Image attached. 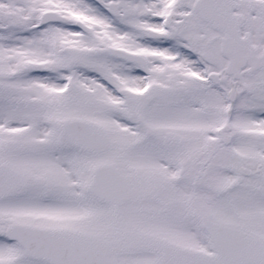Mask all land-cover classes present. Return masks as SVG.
Instances as JSON below:
<instances>
[{"label": "rangeland", "instance_id": "obj_1", "mask_svg": "<svg viewBox=\"0 0 264 264\" xmlns=\"http://www.w3.org/2000/svg\"><path fill=\"white\" fill-rule=\"evenodd\" d=\"M112 2L124 4L117 16L109 12ZM195 2L0 0V163L11 166L29 181L27 188L0 201V264H51L31 258L5 234L10 224L50 223L48 214L53 219L52 204L45 202L49 200V184L73 181L76 174L71 170H78L69 162L86 155L63 132V125L74 119L92 121L112 136L111 150L90 156L94 161H114L124 169H136L146 161L144 167L158 176L165 186L164 193L174 187L182 193L183 184H198L186 189L185 196L195 192L204 205L210 201L217 219L252 216L255 204L263 209L264 185L259 188L255 184H264V177L241 180L235 171L238 153L228 151L217 133L227 121L231 84H223V91L209 81V74H220L227 63L225 58L222 65L208 63L205 53L219 50L218 43L209 44V38L217 32L195 15ZM46 10L57 11L64 22L41 26L39 17ZM76 21L88 25L90 32L77 28ZM252 29L256 30V23ZM257 30L263 34L264 24L260 23ZM259 39V43L255 40L257 46L264 48V36ZM107 46L146 55L149 63L142 68L149 75L137 72L127 76L130 66L115 64L105 53ZM28 62L53 70L32 73L24 70ZM261 79L264 70L244 79L249 89L243 93L240 88L231 119L234 148H242L240 155L248 163L264 160V135L261 138L257 134L264 127L258 122V117L264 118ZM71 83L79 87L78 97L70 94ZM149 83L162 91L140 101ZM177 87L183 91H165ZM55 153L61 156H53ZM162 157L168 163L162 162ZM91 169L84 168L80 180L84 176L89 179ZM231 184H248L244 188L248 197L245 204L239 201V186L232 189ZM91 204L96 206L94 212L101 213L103 208L118 219L131 209L135 215L143 213L137 204H124L119 209ZM161 205L154 202L150 210L144 211L158 218ZM169 207L170 216L163 212L154 219L153 227L171 228L177 242L185 244L179 231L189 223L184 219L186 213L189 215L188 207L182 200ZM72 208L77 210L79 206L73 204ZM261 219L256 222L263 223ZM197 230L198 248L211 251L200 225ZM119 259L120 264H144L154 255L140 247Z\"/></svg>", "mask_w": 264, "mask_h": 264}, {"label": "water", "instance_id": "obj_2", "mask_svg": "<svg viewBox=\"0 0 264 264\" xmlns=\"http://www.w3.org/2000/svg\"><path fill=\"white\" fill-rule=\"evenodd\" d=\"M208 2L213 11L215 24L226 33L222 50L226 56L230 57L227 72L240 79L242 77L240 71L248 58L241 59L238 48L245 47L251 52V57L256 55L257 49L252 43L251 36L247 35L246 38L241 39L242 17L232 13L234 5L231 0H200L199 5L203 7ZM110 6L111 11L117 13L121 4L114 3ZM220 8L224 10L221 11ZM62 20V17L54 11L44 12L40 18L42 24ZM77 25L88 31V27L81 22H77ZM106 51L131 62L139 59L138 55L123 49L108 47ZM255 67H252L250 71L256 69ZM26 68L40 69L33 63L27 64ZM215 77V75H211L210 79L221 83V80ZM236 86L235 82L228 97L232 106L238 98ZM71 90L72 92L77 91L75 85ZM179 90V88L169 89V91ZM155 94L156 90H153L147 96L152 97ZM232 114L233 108L229 110L226 124L218 130L222 141L228 146H232L233 139L230 123ZM64 131L73 142L90 150L103 147L106 139L105 132L101 127L84 120H73L66 123ZM241 162L240 172L245 175L250 176L264 172L263 163L259 162L250 166L244 160ZM101 181H118V183L97 184ZM94 182L93 191L104 199L109 198L115 205L145 197L147 195L146 184L139 183H154L152 178L143 174L124 175L108 166H103L95 171ZM27 183L24 177L19 176L6 165H0V200L12 195ZM155 190L154 184H151L150 191L154 192ZM200 216L202 226L212 240L214 253H204L158 241L152 244L153 249L160 256V261L157 264H264V239L240 228L215 223L207 215ZM8 237L18 240L29 256L46 259L54 264H110L107 259L108 254L123 248H135L137 244V239L126 232H121L115 238L106 240L77 231L47 230L23 226H11Z\"/></svg>", "mask_w": 264, "mask_h": 264}, {"label": "flooded vegetation", "instance_id": "obj_3", "mask_svg": "<svg viewBox=\"0 0 264 264\" xmlns=\"http://www.w3.org/2000/svg\"><path fill=\"white\" fill-rule=\"evenodd\" d=\"M197 1L198 0H196V2ZM234 1L236 3V6H234L233 12L243 17V23L241 26V39L246 38L247 34H249V36L253 38L254 44L256 45V49L258 51L257 55L260 57L262 61L264 60V48L258 47L255 40L257 41V43H259L258 42L260 40L259 38L262 35L264 36V33L262 34L261 31L258 32L257 30V27L260 26V23L264 24V0H234ZM196 2L194 4L195 15L197 17L199 15L202 20L206 21L209 24V26L217 32V34H213L211 38H209V44L210 46H212L213 44L218 43L219 50H216L215 52H213L210 49L208 53H205V55L207 54V57H209L208 63L210 65H213L215 62H219L222 65L224 63L223 61L224 57L221 53V46H222L223 38L225 37V33L215 24L214 21L210 19V14H212L211 13L212 9H211L210 4H206L207 10H205V8L203 9L198 8ZM220 10L223 11L224 9L220 8ZM194 23L197 24L196 21H194ZM254 23H256V30L252 29ZM206 38H207V35H206ZM115 47L126 49L121 46H115ZM130 52L137 53L135 51H130ZM137 54L140 55L141 57L139 60H137L138 62L135 61L136 63L134 62L130 63L126 60H121L115 57H111V59L113 60L115 64L122 63V64H125L126 66H130V68H128L129 73L127 74V76L129 77H131L133 74L136 75L137 72L140 74L144 73L145 76H148L149 75L148 71L142 67H146L148 65L149 58L144 54H141V53H137ZM246 54H247L246 52H243V55L246 56ZM228 60L229 59L226 58V63H228ZM255 66H257V64L254 65L253 63H250L247 60L245 67L241 70V73H243L242 74L243 81L247 77L258 73V71L264 70V65L260 63V67L255 72H252V73L249 72L250 71L249 69ZM224 69L225 67H223V70L219 74L218 80H222L224 81V83L232 82L231 79L228 80V78L225 76ZM128 81L130 82V80ZM260 83H261V86L264 87V79H261L259 81V84ZM247 86H248V83H247ZM238 87L242 89L243 86L240 84ZM151 89H157L156 96L160 94L162 91V89L159 86L154 85L153 87L152 83H149L148 87L145 88V90L146 92H149ZM248 89H249V86L247 88V91ZM141 97H142V94L139 96V99ZM80 120H85V119H80ZM263 120H264L263 117L261 116L258 117V122L260 124H264ZM103 129L106 135V139H105V143L103 147H99V148L97 147V149L90 150V149L82 148L69 141L72 145L77 147L79 151L83 152L86 155H82L80 159H77L73 163L72 161L71 163L69 162L72 168H73L72 165H74L75 169L78 170V171L73 170V169L71 170L72 173L76 174V177L73 179V181L72 180L67 181L69 184H63L64 181L62 182V184L60 182L58 184H49L48 191H47V194H48L47 198L49 200L46 199L45 202L52 204V206L50 207V212L54 213V217L52 219L50 217V214H48V217H49L48 222L50 223L32 224L30 222H27L23 224V223L18 222L16 224L34 226V227H39V228H46V229H51V230H73V231H78L82 233L97 235V236H100L106 239H111L115 237L121 231H127V232H130L133 236L140 238L138 248L143 247L144 251H148L154 255L153 260H148L144 264H156L159 260V256L157 252L152 247V243L155 241H166V242H170L180 247L201 250L204 252H210L209 248L205 250V249H200L197 246V241L199 238L197 229L201 221L199 217L200 214H206L208 215L210 219L218 223H223L226 225L244 229V230L250 231L264 238V200L263 202H261L263 204V209H260L255 204V207L252 209V211L255 210V213H252V216L245 215L243 217L234 218V217H231L230 215L229 217H226L227 216L226 215L222 219L220 218L217 219L212 213L213 207L210 204V201L205 202L206 203L205 205L208 208L207 209L205 205L203 204L202 200L200 199V196L197 193L192 192L189 196H185L186 189L188 188L192 189L195 186H198V184H183L182 189L184 190V192L182 193H179L178 187H174L169 192L164 193L165 186L164 184H161V181L160 179H158V176L151 174L144 167V165L148 164V162L146 161H144V165H143V161H141V163H139V166L136 167V169H133V168L124 169V168H121L118 164L114 163V161L113 162H109V161L102 162L101 159L100 160L98 159L97 161H94L93 159H91L90 156H95V155L98 156V154H101L102 152L111 150L112 136L110 135L108 130H106L104 127ZM260 130L261 131H259L257 134L262 138V136L264 135V127L262 126ZM147 131L149 130L147 129ZM66 138L70 140L67 136ZM228 151H233L240 155V152L243 150L241 147H239L238 151L233 150L230 147H228ZM112 153H113L112 156H114L115 152H112ZM55 154L56 155H53L55 157L61 156L58 153H55ZM53 161L59 164V161L57 160H53ZM258 161L264 164V160H258ZM162 162L168 163V161L166 162L165 157H162ZM2 164H5V163H2ZM106 164H110L109 166L115 168V170L117 171H121L123 174H132V173L142 172V173H145L151 176L154 183L152 182L139 183V184H146L147 194L149 197L144 200L130 201L129 203H126V204H132V205L134 204L139 205L137 207L139 208V211H142L143 213L139 212L138 215H135L131 209V212L129 214L125 216H120V218L118 219L115 217V215H112L110 212L105 211L103 208L99 210L101 211V213L94 212V209L96 208V206H93L91 204L92 202H96L101 206H103L102 204L114 206L112 203L113 202L112 200H110L109 198L104 199L93 191V184H95L94 182L95 171L103 167V165H106ZM91 166H92V169L88 176L89 179L85 178L84 176V179L80 180L81 176H83L81 172L84 171V168H90ZM12 169L14 170V168ZM14 172L18 173L15 170ZM240 175H241V180H244L245 178H248V179L255 178L256 176L264 177V173H261L254 177H246L242 174ZM58 178L60 179L59 176ZM117 183L118 181L97 182V184H117ZM151 184H154L156 188V190L153 193H150ZM156 184H157V187H156ZM28 185H29V182L25 188H27ZM247 185L248 184H231V187H230L232 189H235L239 186V190H240L239 191V201L242 204L243 202L245 204L246 199L248 198L246 189H244L245 186ZM255 185H257L259 188H262L264 184H255ZM22 190H19L17 192H20ZM161 190H163V192H161ZM17 192H15L13 195L3 200L9 199L15 196ZM160 196L161 198H159ZM168 199H170L171 202H167ZM173 199H176V200L174 201ZM65 200H68V201L65 202ZM181 200L185 201V204L187 205L188 212H189V215L186 213V217H184L185 220L187 221L189 220V223L187 224L185 228L179 231L181 236L184 238L183 242L185 244L177 242V239H175L173 236L171 228L166 227V229H161L159 227L157 229L153 227L155 226L154 219H158L159 217H161L163 215V212H165L166 217L167 215L170 216L168 212L170 209L169 206H173L177 204L178 202H180ZM157 201L161 202L162 204L160 206L159 217L152 218L149 216V213H145V212H151V211H144V210H150L151 204ZM258 202L259 201H257L256 203ZM55 204H59V206H56ZM73 204L78 205L79 208L77 210H74L72 208ZM56 208H59V210H56ZM153 208L155 209L156 205H154ZM260 218H262L261 220H263V223L256 222L260 220ZM128 223L130 224V226H128ZM118 224H122V225H118ZM201 230L203 231V234L205 235V237L203 238H205L204 241L206 243V246H208L207 240L209 239V237L203 229ZM131 252H134V251L121 250V251L113 252L110 254L108 259L114 262H117V264H120L121 261L119 259V256L127 255L128 253H131Z\"/></svg>", "mask_w": 264, "mask_h": 264}]
</instances>
